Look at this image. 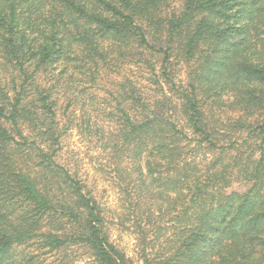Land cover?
I'll use <instances>...</instances> for the list:
<instances>
[{
	"label": "trees",
	"instance_id": "obj_1",
	"mask_svg": "<svg viewBox=\"0 0 264 264\" xmlns=\"http://www.w3.org/2000/svg\"><path fill=\"white\" fill-rule=\"evenodd\" d=\"M139 50L160 55L150 79L176 100L126 78L110 113L137 263L57 161L63 127L39 79L94 82ZM72 248L88 264H264V0H0V264H81Z\"/></svg>",
	"mask_w": 264,
	"mask_h": 264
},
{
	"label": "rangeland",
	"instance_id": "obj_2",
	"mask_svg": "<svg viewBox=\"0 0 264 264\" xmlns=\"http://www.w3.org/2000/svg\"><path fill=\"white\" fill-rule=\"evenodd\" d=\"M128 59L130 60H122L125 63H122L119 69H103L94 82L88 74L78 71L73 75L60 74L58 71L44 73L39 80L42 85L52 89V98L57 100V117L63 127L57 161L77 173L97 201L107 209L113 239L138 263V234L133 221L119 224L118 218H125L122 215L126 207L108 167L110 155L104 151L112 137L111 131L115 133L117 129V122L111 119L110 113L115 112L116 98L119 96L117 89L126 78L135 82L148 101L166 99L168 102L170 99L176 100V96L170 91L167 83L163 82V93L161 86L150 79L151 72L145 61L150 59L153 64L158 65L161 59L158 53L151 54L148 50H139ZM186 78L187 67L179 64L175 80L183 82ZM72 250L78 263L90 262L89 254L81 248H72L70 252ZM56 255L49 256L47 261L53 260Z\"/></svg>",
	"mask_w": 264,
	"mask_h": 264
}]
</instances>
